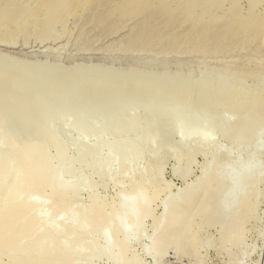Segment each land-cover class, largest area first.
Returning <instances> with one entry per match:
<instances>
[{"label": "rangeland", "instance_id": "obj_1", "mask_svg": "<svg viewBox=\"0 0 264 264\" xmlns=\"http://www.w3.org/2000/svg\"><path fill=\"white\" fill-rule=\"evenodd\" d=\"M2 1L3 0H0V2ZM237 2L239 6H243L241 7L243 10H246L244 8L248 7V0H237ZM228 4L229 3L225 2L224 6H227ZM109 5L111 4L106 3L99 5V7L101 6L100 8L96 6L98 9L93 5L92 7L94 8H91L92 10L88 9V11L81 12L77 10L75 12V10L71 8L74 11V14L69 16L67 15L68 17L63 20L64 30L62 27L61 30L59 28L61 37L57 39V41L48 40L50 44L46 41V43H40L38 41L39 39L34 37L35 35H33L32 32L26 31L27 36L19 38L18 41H21L17 43L16 49L3 51V53H10L15 60L20 62H35L38 64L53 66V69L50 67L52 69V75H57V73L53 74V72L56 71L55 69L64 68L65 70H57V72L59 71L57 76H61V78H57V82L60 81L59 78L62 81H60L61 84L56 82L55 86L57 87L55 88H59L60 90L53 94H55L58 99H62L68 86L71 88L74 85L70 82H81V80H78L76 75L78 73L73 71L74 69L71 68L77 67V70L79 67L86 70L107 71L112 75L110 77V81L108 82V86L106 85V88L110 89L106 91V88H104L105 90L103 91L105 93H102L104 97H102L101 94L98 99H93L90 95L92 93H87L88 89H84L86 90V92L83 91L84 93L81 91L82 88H90V90L93 89V86L91 87L89 84H85L88 86L81 84L83 86L80 90L81 93L80 91L76 92L80 93L81 99H79L80 97L77 98L78 101L75 100L77 102L72 101L73 99L71 100V97H75V89L74 93L72 90L79 85L75 84L76 86H73L71 90L68 89L70 90L69 93L73 95L71 96L67 92L68 95H66V93L64 97H66L65 102H68L67 100L69 98L72 101L71 102L69 100L71 104L70 102L63 104V100L65 98L61 100L62 102L59 101L61 104L54 103L52 101L58 100H56L55 96H51L52 93L49 95V99H47V108L50 112L46 118L50 117V119H46L48 122L44 123V125L46 124L45 127H43L44 125L42 127L44 132H47L48 129V132L52 133L54 136L57 133V136H53L52 138H56L55 140H58V142H52L54 141V139L51 138L52 134H48V132L46 134L43 132V135L40 134V137L45 138V136L50 135L49 138H51H42L43 147L52 143V145L50 144L52 148H49L51 146L48 145V148L45 147L42 149L40 147L41 149L39 148V151L43 150L44 152L45 149L46 151L50 149V155H54L55 151V156L58 153L63 154L61 156L65 157L64 160H62V158L58 159L59 154L56 159V161L59 160L58 163L60 165L62 164L59 168L56 167L58 168L57 173L60 172L59 169L63 168L62 166H66L65 172L70 170V173L69 171L68 174L61 172L64 175H60V173L58 177L62 176L61 178H64L65 180L67 179L66 182L69 183H67V187L69 185L73 186L71 185L73 183L80 186L81 189L79 190L78 187L76 190L75 188L73 189V187H71L72 189L70 188V190H68L69 188L65 189L64 191H68L64 192L66 194V196H64L57 188L52 190L53 188L50 187L51 190H49V186H47L48 189L43 186L46 189L45 190L43 188L42 191L45 190L43 194L46 196L49 195V198H46L48 200L46 201V199H44L43 201L47 202L46 206H43L40 205V203H43L40 201H42L41 196H44L43 198H45V195L42 194L40 196L36 194L37 197L32 195L33 192L36 193L37 191L41 194L42 191L39 189L42 187L38 190L30 187L32 192L29 191L30 188H26L29 189V193L24 191L23 193L25 195L22 194L24 195L23 199L28 201L29 197L31 198L30 195H32L35 200L37 199L35 202L36 205L39 203L37 207L43 206L45 208L48 206L47 210L46 208L45 210H42V207L41 209L36 207L35 210L39 209L38 211H41L40 214L36 213L38 211H33L34 208L25 206V210H30L27 215L31 216H28V219H26L27 216L21 214L24 212L23 210L20 214L26 218L18 216L21 219L17 218L15 221H22L19 224H16L17 227L14 225L16 227L14 228L17 230L13 229L12 231L14 232L10 231L11 233H9H14L13 235H16L15 232L19 231L18 226H20V228L21 226L23 227V224L31 218L33 223L35 221V225H37L36 223L38 221V223H40L38 225L45 228L42 230L44 231L48 229V232L50 229L49 226H53L51 229H55L54 227L56 226L54 225H57V227L61 226L59 228H63L62 226H64V224L67 225L65 226L66 229L64 228L66 231L63 230L64 233H58L56 237L55 235L49 236V239L46 238L48 241L47 243H45V240L43 241L44 238L42 239L38 237L40 236L39 234L44 233L40 232L42 230H40V233L36 235L37 238L42 241L36 239V237L34 238L33 236L35 240H32L31 238L29 239L31 242L33 241V243H27L30 246L35 245L34 242L37 241L35 245L36 247H38L37 244L40 241V245L50 244L49 246H44V248L39 245L38 248H40V250L49 249L51 245L53 247L56 244L55 248H50V250L54 249V251H52L54 254L48 251V249L46 251L43 250L45 252L40 251L42 254L50 252L51 259L49 257V260L52 261V264L53 262L54 264H57V257H63L60 256L63 254L60 250L58 251L61 253H59L60 255H58V252L55 251V249L58 250L62 248L59 246L61 243L64 246L69 243V250L71 248H75V250L71 249L73 250L72 252L70 250L71 254L69 255L75 257L77 263H74L76 264H115V262L118 264H264V111L262 112V109L259 111L258 107V110H256L257 108L254 107L255 109L253 108L251 110H247L244 113V111L239 108L242 110L241 113H239V109H236V111H233L231 108L227 109L228 106L225 105V101H222L223 103H214V105H212V101H209V98L211 97L210 93L207 99V104L200 106L197 103V98L195 97V89L198 83H202V81H205L208 77L218 80V77L223 74H228V77H231V79L229 78V81L223 82V84L226 85H228L227 83L237 81L233 79L240 78L244 80L243 85L247 87L250 86L254 80L256 81L259 79L260 76L261 80L263 78L264 84V71H258L259 74L256 72L255 79L253 77L256 69L260 70L263 68L264 70V42H262L264 41V37H260L259 40H252V42L248 44L244 41L245 45H241L240 43L243 42H239L240 39L237 38L239 39V44L235 41L236 44L228 43L230 44L228 45L226 43L228 46L226 44L219 43L220 45L217 44L216 46L212 45L211 47H207L200 38L192 36V30L196 24L193 21L188 20H184L183 22L180 21L179 16L178 14L176 15V13L174 14L175 18L168 16L167 18L169 21L167 22L166 18V23H164V16L161 14L159 15L158 13V16H156L157 14L155 13L157 11L155 13L152 12L155 16L151 15L152 17H155V19H152L151 17L150 20L146 19L147 17L150 18L147 16L149 14L145 15L142 13L127 17L129 12H126L125 10L116 11L111 14L109 13L111 8H109ZM106 8H109V10L104 11ZM263 8L264 0H260L258 2V10L260 9L259 11H261ZM144 16L147 17L144 18ZM173 19L175 20L173 21ZM221 19L218 20L220 24L221 22L223 23ZM215 25L218 27V22ZM173 26H175V28ZM218 28L220 29V27ZM187 34H190L189 36L192 37L187 36ZM262 36H264V32ZM22 42L27 45V47L23 45ZM19 45L23 47H20ZM259 59H261L262 62L258 63ZM257 63H263V66L261 64L262 67L259 68L260 65ZM70 69L71 72L75 73L76 77L74 79L78 82L72 80L73 78H68L66 79L67 85H65L64 79L70 74ZM67 71H69L68 74H66ZM60 72L62 74L65 73V76L59 75L61 74ZM252 72L253 74H251ZM56 75L53 77L56 78ZM118 75L124 76L128 80H131L132 78V81L136 80L138 85L142 84L139 82L142 81L144 83L146 80H148L146 81V84L149 82L150 85L151 83L153 85L154 80L152 79L157 78L162 79V84L159 83V86H157L158 84L154 83L155 87H157L154 88V86H151L152 90L148 93L149 90L146 89H150L149 84L147 86H144L145 83L142 84L147 88H144L141 85V88H144V90H141L140 85L138 86L136 83L135 85L133 84L134 82L132 83V81H128L126 79L128 83L125 80V83L122 84L121 88H119L120 86H115L116 83L114 82V79H116ZM257 75L260 76L257 78ZM68 77H74L73 73ZM251 77H253V80ZM178 80L184 82V86H182L183 89L185 86L187 87H185L183 92L181 91L182 88L180 89V87L176 86V81ZM112 81L114 83H112ZM150 81L152 82L150 83ZM62 83L63 86L61 87ZM175 86L178 90H180V92L176 90ZM55 88L53 90H55ZM170 88L174 89H172V92H167L168 90L171 91ZM57 89L55 91H57ZM145 90L148 94L142 93ZM212 90H214V88L211 89V92L213 93L214 91ZM59 91L63 92L61 96ZM185 91L189 93L187 95H190L193 98L192 101L189 96L188 99H185L187 98ZM192 91L194 92V95H192ZM213 94H215V92ZM78 96L79 94H77L76 97ZM53 98H55V100H53ZM194 98L197 100L195 101L196 103L194 102ZM212 98L213 97H211V100L214 101ZM89 99L93 100L89 101ZM188 102L192 104H189ZM67 107L69 108L67 109ZM258 111L261 113H258ZM258 114H260L261 117ZM87 120H91L92 123L86 122ZM87 123L92 126H87ZM133 124L134 126H132ZM85 125L87 128H83ZM180 125L184 126L183 129ZM42 127L40 130H42ZM51 129L54 132H50ZM85 129L87 130L84 131ZM90 130L91 132H89ZM201 131L204 133L202 134ZM83 132L85 134H88L87 132H89L90 136L87 137V135H83ZM59 133L60 135H58ZM189 133H192L193 135L191 134L189 136ZM47 139L49 140L48 142L46 141ZM123 146H127L129 151H127V147L125 148V151H123ZM61 147L66 148L65 151L68 150V152H66L67 156L64 155L66 154L65 151L63 153L58 152V150H63ZM5 148V144H3L1 147L3 154L6 153L4 152ZM93 148L96 150L95 152ZM83 149H86V151H90L92 149V154L83 153ZM118 149L122 152L120 153ZM116 150L117 152H115ZM47 152H44L46 153L45 156H48L49 153L47 154ZM80 152L82 153L81 156L79 155ZM117 153H119V156L120 154L122 155L121 158L117 157ZM83 154L85 157L82 156ZM85 154L90 156L88 157ZM114 154L117 158H115ZM75 155H78L79 157L76 158V160ZM4 156L2 161L12 160L9 155L8 158H6L7 156ZM80 157H84L85 159H81ZM70 158H74L73 161L80 159L85 163L81 161V164L78 162V164H80L78 165L75 161H69L71 164L74 163L70 166V163L67 162V160H71ZM49 159L52 160L51 164L54 166L58 165L52 157H49ZM13 161L16 164H13V167H17V169L19 168L20 170L22 166L19 164L21 163L18 164V161L16 160ZM61 161L64 162L61 163ZM49 163L50 162H48V164ZM17 165H19V167ZM107 165H109V167ZM102 166L106 167V169ZM67 167H69V169H67ZM98 167L103 169L102 171H105L101 173ZM51 168H54L55 170H51L49 172L55 173L56 168ZM14 169L12 168V170ZM17 169L14 171L16 172ZM19 170H17L18 174L20 172ZM71 170H75V172L72 174ZM206 170L211 172V174H208ZM78 171L83 172L82 174L81 172L78 174ZM214 172L218 176V178H216L217 180H209L210 183L206 182V184H204L203 181L205 180H202V178H208V176L212 175ZM9 173L8 177H10V179L7 178V180L12 183L14 173ZM54 173H51L52 176ZM65 175H68L66 176L67 178H65ZM69 177L72 180H70ZM78 178H80V180H82L81 178H84L83 182L79 181ZM85 179L86 181H84ZM199 180L202 181V185L201 183L198 184L200 182ZM8 181L4 182L2 187H0V190L3 189L0 192L4 193L3 197H0V199H4V196L10 192L7 187L10 188L12 184ZM80 183L85 185H81ZM195 183H197V186L199 185L198 187H195L196 192H194L195 197H193L195 202L186 205L183 208L181 215L179 214L180 216L177 217L175 224L164 230V225L166 223L164 222L166 220L164 198H166V194L168 197L179 191V194L177 193L178 195H176L177 198H179V195H183V191L185 193L184 188L186 185H189V188L194 189L193 186H195ZM140 187H143V189L146 190V194L143 197L132 198L133 191L136 189L138 190ZM77 189L78 192H75ZM56 190L59 192L58 194L62 195L64 198H57L60 195H55L57 193L55 192ZM207 190L210 192L206 195L208 199L210 198L208 201L209 203L210 201H213L214 204H212V208H210L211 211L207 210V212L205 211L206 214L202 212L203 215L201 214L198 216L196 215V212L197 214L199 212L201 213L199 207H201L200 204L203 200L202 197L206 198L204 195ZM72 192L74 194H78L75 195L78 200L74 198L75 196ZM22 195L20 198H22ZM54 196L57 199H64L63 201L65 203L69 202L75 205L65 204L66 207H70L65 208V213H67L65 215V213H62L64 212V208L61 206L64 203L61 205L57 204V206L55 203L58 201H56V198L54 200ZM67 196L70 197L69 199H72L71 202L68 201L69 199ZM72 196L74 197L71 198ZM95 196L99 198H95ZM93 198L97 199L98 202L92 200ZM248 198H250V201L252 199H256L254 200V202L256 201L254 204L255 208H253V213L250 215V219L242 216L247 203L246 200ZM21 200L19 199L20 202H23ZM91 200L96 202V204H90ZM1 201L2 200H0V202ZM103 201L105 205H101V208H104L105 211H103V209H99L100 206H98V203L104 204ZM52 202L55 203L52 204ZM52 205L56 206L53 207ZM80 205L83 206L81 207ZM93 205L97 206L95 207ZM75 206L78 209L75 208ZM91 206L95 208L94 213L92 212L93 209ZM58 207L59 209L61 207L62 209L60 210L62 211L56 210ZM96 209L99 210L97 211ZM52 211H55L56 214ZM57 211L61 213L59 214ZM95 212L101 217H98ZM42 213H47L44 214L46 216L49 214V218L47 216V220L45 222L42 218L46 217H41L43 215ZM91 213H93L94 216ZM37 214L41 218V221L47 224L48 227H45L44 224L39 222L40 220H38L39 217ZM103 214H105V216ZM89 216H91V220L88 218ZM92 216L101 219L97 220L98 223L96 221L95 223L92 221ZM106 216L107 218H105ZM251 216H253L252 219ZM63 217L65 218L60 220ZM126 217L130 219L131 225L121 230L120 234L116 237L117 239L114 238V236H116L115 234H118L115 232L117 220H121ZM242 217L243 219H241ZM33 218L36 219L33 220ZM68 218H70V223L68 222ZM74 218H77L76 220L80 221V225H83L82 227L85 228L84 231L81 226L75 227L76 229L80 228L78 230H74V227H71L73 226V223L71 222L76 221ZM102 218L105 219L107 224L105 222L103 223L104 220H102ZM112 218L113 220H110ZM186 219H189L188 224L186 223L187 225L185 224L186 226H184V228L177 233L180 226L187 221ZM244 219H248L249 221L247 220L248 223L244 226L245 230L240 233L238 227L241 228L242 225H238L246 223L243 222ZM63 220L67 221L65 223L62 222L63 224L60 223ZM100 220L101 223L106 225V227L105 225L100 224ZM23 221L25 222L21 225ZM109 222H112L115 225L111 223V226H108L110 225ZM49 223H53V225H50ZM94 224H100V229L98 230V225L96 226ZM90 225L94 227H90ZM112 225L115 226V228L113 227V231V228H111ZM37 227L40 228L39 226H36V228ZM86 227L87 229L88 227L92 229L87 230ZM242 229L243 228H241V230ZM79 230L82 232L79 233ZM90 230L94 231L91 232ZM76 232L79 234H77L78 236H76ZM114 232L115 234L113 235ZM81 233L85 238L79 237L82 235ZM193 233H196V235L194 234V236H196L195 240L193 239ZM62 234L65 235L61 237L60 235ZM44 235H47V233ZM71 235H75V238H73L75 239V242L74 240L73 242H70L72 240H67L72 239ZM59 236L60 238H58ZM162 236H164V238H162ZM10 237H8V239H12ZM50 237L54 238L51 239ZM120 237L121 239L119 240L124 242V247L122 248H118L119 246L117 245L119 241L118 238ZM76 238L79 240L78 242ZM79 238H81V240ZM192 239L194 241H192ZM58 240L60 242L61 240L63 241L60 243ZM22 241V243L28 242V240L25 242L24 240ZM50 241L53 244H51ZM74 244H77L79 249L76 248ZM89 244L90 246H88ZM82 246L83 248H80ZM91 246H93V248ZM104 246H109L110 251L107 253L103 252L102 247ZM85 247L87 249H85ZM38 248L35 250L36 248L33 247L35 252H32L34 251L32 249L30 254L33 256L36 251L38 253ZM89 248H96V251H88L90 250ZM80 251H85L83 253L84 255H82V252L80 253ZM75 252L78 253V256L80 253L82 258L80 259L79 257L76 259L78 256L73 255ZM11 253L12 252L7 254L6 252V255L8 256L1 257L0 263H11L12 261L10 262L9 260L12 259L10 258L15 257L13 258L14 261L18 256H21L17 252H14V254L19 255H13V253L11 255ZM37 253L35 256L38 255ZM42 254H39L36 257L30 256V262L28 261L29 264L31 262L34 264L35 258L37 260V257H41ZM54 255L58 256L54 257ZM32 258L34 261H32ZM52 258H54V261ZM70 258L72 259L73 257Z\"/></svg>", "mask_w": 264, "mask_h": 264}, {"label": "bare ground", "instance_id": "obj_2", "mask_svg": "<svg viewBox=\"0 0 264 264\" xmlns=\"http://www.w3.org/2000/svg\"><path fill=\"white\" fill-rule=\"evenodd\" d=\"M259 1L260 0H248V5H247L248 7L247 8H244L246 10H243L241 8L243 6H241V5L239 6L238 5L237 0H105V1H103V0H3L2 2H0V187H2V185H3L4 182L8 181L7 178L10 179V177H8L9 176L8 174H10L9 172H11V173L13 172L14 173L15 172L14 170L17 169V167H13V164L16 165L13 160L18 161V164L21 163L19 165L22 166L21 167L22 170H21V168H20V170H19V168L17 169V170L20 171V172L18 171L19 174L17 173V170L14 173L13 181L11 180L12 183H10L8 181L10 184H12L10 186L11 190H10L9 187H7L10 192L7 195L4 196V199H2V198L0 199V200H2L0 202V259H1V257L8 256V255H6V252H7V254L10 253V252H12L13 255H19L20 254L21 256H18V257L16 256L18 259L16 258L14 261H13V258H15V257L10 258V259H12V260H9L10 262L12 261L11 263H7L6 262V263H3V264H29V262H30L29 261L30 260V256L31 257H34L35 254L37 253V251H36V253L33 254V256L30 254L31 251H32V249H33V247L36 248L35 250H37V248L39 247V245L41 244V241H42L41 239H38L36 235L39 234L40 232L41 233L44 232V233H42L43 235L42 234H39L40 236H38V237H40L42 239L44 238L43 241L45 240L46 241L45 243H47L48 242L47 239H49L48 238L49 236L55 235V237H56V235L58 233H60V234L61 233H64L63 230H64L65 226H67V225L64 224V226H62L63 228H59L61 226H58L57 227V225H54V226H56V227H54L55 229H51V228H53V226H49L50 227L49 232H48V229L43 231L42 229H45V228L44 227H40V225H38L40 223H38L37 220H36L37 221V223H36L37 225H35L34 224L35 221L33 223L32 218H31L25 224H23L25 221H23L21 223V225L23 224V227L21 226V228H20V226H18L19 231L15 232L16 235H13L14 233L10 234L11 233L10 231H12L13 229L14 230H17V229H15L17 227L16 224H19L22 221L21 220L20 222H16L15 220H17V218L21 217L22 215H25V216H27V218L25 216H22L21 218H24L25 217L26 219H28V216H31V215H27V213H29L30 210L27 211L24 208H26V207L29 206V208H34L33 209V211H34L35 208L39 205V203L36 205L35 202L37 201V199L35 200L34 197H32V195L35 196V197H37V195H40L41 196L44 193V191L46 189H48L47 186H49V190H51L50 187L53 188L52 190H55V188H57L58 191L62 195H64V196H66V194L64 192H67L68 190H70L71 187H73V189L75 188V190H76L77 187H78L79 190L81 189L80 186L75 185L73 183L71 184L73 186H70L69 185L70 187L69 186L67 187V185L69 184L68 182H66L67 179L65 180L64 178H61L62 176L61 177H58V175L61 172L62 173L65 172L66 166H62L65 169L61 168L63 170L59 169L60 172L57 173L59 166H61L62 164L60 165L58 163L59 160L56 161V159L58 157V154H59L58 159L59 158H62V160L65 159V157H62L61 156L63 154H60L58 152H62L63 153L66 148H62L61 147V149H63V150L62 151L58 150V152H57L58 154L56 153L57 154L56 156H55V152L56 151L54 152V155H50V151H49L50 149L47 150L48 152L46 151V149L44 150V152H47V154L49 153L48 156H45L46 153H44L43 150L39 151V148L40 147L42 149H44L45 147L48 148L49 146L52 145V143H50L51 145L50 144H47L45 147H43L44 146L43 145V139L49 138L50 135H47V136H45V138H43V137H40V134L43 135V132H44L43 127L46 126V124L44 125V123H47L48 122V121H46V119L47 120L50 119V117L49 118H46V116L49 115V112H50V111H48V108H47V104H48L47 103L48 102L47 99H49L48 97H49V95L51 93L52 94L55 93V92L57 93L58 90H60L59 88L58 89L55 88V87H57L55 85H56V82H57V78L58 77L61 78V76H57L58 75V72H59V71L57 72V70H59L61 68L55 69L56 71L54 70L55 72H53V74L54 73H57V75L55 74L56 75V78H55V77H53L55 75H52L51 74V72H52L51 70L53 69V66H49V65H46V64H38V63H35V62H20V61L15 60V58L10 53H8V52H4L3 53V51H8V49H16L17 43L21 41V40L18 41L19 38H21L22 36H24V37L27 36L26 31L32 32V34L35 35L34 37H36L37 39H39L38 41L40 43H42V42L43 43H46V42H48V40H52V41L56 40L57 41V39H59L61 37V35H60L61 34V32H60L61 27L64 30L63 20H65V18H67L69 15L74 14V11L73 10H75V12H76V10L79 11V12H81V11H88V9L90 10L91 8L92 9L94 8V7H92L93 5L95 7L96 6L99 7V5H103V4H106V3H110L111 5H109V8L110 7L111 8H110V10H109V8L108 9L106 8V10H104V11H108L109 10V13L112 14L113 12H116V11L125 10L126 12H129V15H127V17L142 13V14H145V15L146 14H149L147 16H149L150 18H148L147 16H146L147 18L145 16H144V18L151 20L152 15H154V14H152V12L155 13L157 11L155 14L158 13L159 15L161 14L162 16H164V18H165L164 19V23H166V18L168 16L171 17V18L172 17L175 18L174 14L176 13V15L178 14V16H179L180 21L183 22L184 20H188V21H193L196 24L194 26V29L192 30V36L193 37L200 38L202 40V42L205 43V46H207V47L208 46L211 47L212 45L213 46H216L219 43H221V44H226V43L227 44L228 43H230V44H232V43L236 44L235 41L238 42L239 39H240L239 42H241V41L243 42V43H240V44L241 45H245L244 44L245 42L248 44V43L252 42V40H257V39L259 40L260 37H262V38L264 37V36H262L263 35V32H264V8L261 11H259L260 9L258 10V2ZM225 2H227L229 4L227 6H224V3ZM73 7H75V8H73ZM98 7H96V8L98 9ZM158 14L156 16H158ZM162 16H161V18L163 19ZM180 16H181V18H180ZM156 18H158V17H156ZM182 18H183V20H182ZM152 19H155V17H152ZM220 19H221V21H223V23L221 22V24L218 21ZM174 20L175 19H173V21ZM168 21H169V19L167 18V22ZM217 22L219 24L218 27H220V29L217 27V25H215V24H217ZM173 27L175 28V26H173ZM59 28H60V30H59ZM217 28H218V30H217ZM189 35L190 34H187V36H189ZM192 36H189V37H192ZM237 38H239V39H237ZM24 40H25V38H24ZM24 40H22V41H24ZM231 41H233V42H231ZM239 42H238V44H239ZM262 42H264V41H262ZM22 44L25 45L23 42H22ZM230 44H228V45H230ZM25 46L27 47V45H25ZM20 47H23V46H20ZM256 61H255V63H256ZM259 62H262L261 59L258 60V63ZM261 64L263 66V63H261ZM261 64H258V65H260L259 68L262 67ZM50 67H52V69ZM76 68L77 67H74V68H71V69H74L73 71H76V73H78L76 75L78 77V80H81V82L80 83L70 82L71 84H74L73 86H76L75 84L79 85L76 88H73V90H72L73 93H74V89H75V93L76 92H79L81 90V88L83 87L81 84H84V85L85 84H89V86L90 85H91V87L93 86V89L90 90V88H82L81 91L82 92L83 91L86 92V90H84V89H88L87 90L88 91L87 93L88 94L89 93H92V94H90L91 97L93 99L94 98L95 99H98V97H100V95L104 92L103 90H105L104 88H106V85L108 86V84H109L108 82L110 81V77L112 76L111 73L110 72H107V71L105 72V71H96V70H86V69L79 68V67L76 70ZM254 68H256V67H254ZM62 69H64V68H62ZM71 69L69 70L70 71V74L68 76H71L72 73H73V76L74 77H68V76H66V78L64 79L65 81L63 80L65 82L64 83L65 85H67L66 84V81H67L66 79L73 78L72 80H75L74 79L76 77L75 76V73L74 72H71ZM69 71H67L66 74H68ZM258 71L263 72L264 70H263V68L260 69V70H257L256 69L255 72H254L255 75H253L254 79H255V76H256V72H257V74H259ZM62 72H64V71H62ZM64 74L61 73L59 75H64ZM251 74H253V72ZM263 74H264V72H263ZM263 74H261V75H263ZM258 76H260V75H257V78H258ZM253 77H251L252 80H253ZM60 78H59V80L62 81ZM112 78H114V77H112ZM229 78L231 79L230 76L228 77V74H223L220 77H218V80H216V79H214L212 77H208L205 81H202V83H198V85L196 86V89H195L196 90V93H195L196 96L195 97L198 100L197 103L200 106L206 105L207 102H208L207 99H208L209 93H210L211 97H213L212 99H214V101H213V100H211V97L209 98L210 99L209 101L210 102L212 101V103H213V104L211 103L212 105H214V103H223L222 101H225V105L228 106V107L226 106L227 109L231 108L233 111L234 110L236 111V109L241 108L244 111V113H245V111L251 110L254 107L255 108L258 107L259 108V111H260V109H262V112L264 111V84H263V78H262V80L260 79L261 76L256 81L254 80V82L250 86H247V87L243 85L244 84V80H242L240 78L233 79V80H237V81H234L232 83H227L228 85L223 84V82L229 81L230 80ZM126 79H127L126 77L121 76V75H118L117 78L114 79V82L116 83L115 86H120L119 88H121L122 84L125 83V80ZM127 80H126V82H127ZM152 80H154V83L155 84H158L157 86H159V83H161V81H162V79H159V78L152 79ZM60 81L57 82V83L58 84H61ZM128 81H132V78H131V80H128ZM146 81H148V80H146ZM146 81H144L145 84L142 81L139 82V83H142V84H144V86L145 85L147 86L149 84V82H147V84H146ZM76 82H78V81H76ZM114 82L112 81V83H114ZM151 82L152 81H150V83ZM132 83L133 84L136 83L138 85V82H136V80L135 81H132ZM154 83H153V85H152V83H151V85L149 84L150 85L149 86L150 89L149 88L146 89V90H149L148 93L150 92V90H152L151 89V86H154V88L157 87V86L155 87V84ZM129 84H131V83H129ZM129 84H127V85H129ZM172 84H174V83H172ZM176 84H177L176 86L180 87V89L182 88L181 91L183 92V90L186 87L185 86L184 89L182 87V86H184V82H182L181 80H178V81H176ZM68 85H70V84H68ZM141 85H140V88H141ZM62 86H63V83H62L61 87ZM85 86H88V85H85ZM112 86H110V87H112ZM72 87L69 88V86H68L67 89H66L67 90L66 93L67 92L69 93L70 90L72 89ZM54 88H55V90L57 89V91L53 90ZM144 88H147V87H144ZM144 88L143 89L141 88V90H144ZM154 88H153V90H154ZM212 88H214V90H212V91H214L215 94H213L214 92L213 93L211 92V89ZM68 89H70V90H68ZM108 89H110V88H106V91ZM172 89H174V88H172ZM172 89H171V91H169L167 89L168 90L167 92H172ZM176 90H178L177 87H176ZM189 90H191V89H189ZM227 90H228V92H227ZM62 91H65V90H62ZM81 91H80V93H81ZM135 91H132V92H135ZM145 91L142 92V93L148 94L147 91L146 92ZM173 91H175V90H173ZM178 91L180 92V90H178ZM192 92H191V94H192ZM59 93H61L60 94V96H61L63 92L59 91ZM66 93L64 92V95ZM68 93L66 95H68ZM80 93H76L75 97L72 96L73 94H70L69 93L72 97L71 96H67V97H71V100L73 99L72 101L77 102L78 101L77 98L80 97L79 99H81ZM52 94H51V96H55V98H56V95L55 94L52 95ZM77 94H79L78 97H76ZM103 94H102V97H104ZM146 94H145V96H146ZM164 94H166V93H164ZM185 94L187 95L189 93L185 91ZM64 95H63L62 99L56 98V100H58V101H52V102L59 104L60 103L59 101H61V100H63V98H65L63 100L64 101L63 104L69 103L71 100L68 98V100H67L68 102H65L66 97H64ZM192 95H194V92H193ZM212 95H214V96H212ZM139 96H140V94H139ZM188 96L191 97L190 95H187L186 96L187 98H185V99H188L189 98ZM183 97H184V95H183ZM222 97L224 98V100H223ZM55 98H53V100H55ZM140 98H142V97H140ZM75 100H77V101H75ZM92 100L89 99V101H92ZM192 100H193V98L191 97V101ZM197 100H195V98H194V102L197 101ZM71 102H70V104H71ZM188 103H186V104H188ZM189 104H192V103H189ZM69 105H67V106H69ZM226 107H222V108H226ZM68 108L69 107H67V109ZM258 108L256 110H258ZM242 110H240L239 113H241ZM259 111H258V113H261ZM263 114H264V112H263ZM258 115H260V114H258ZM260 117H261V115H260ZM91 120H87L86 122L92 123ZM180 121H182V120H180ZM80 123H78V124H80ZM89 125L92 126L91 124H88L87 123V126H89ZM78 126H76V127H78ZM87 126L85 125L83 128H85V127L87 128ZM132 126H134V124ZM41 127H42V130H40ZM71 127H73V126H71ZM180 127H182V129H183L184 126H181L180 125ZM185 128H186V126H185ZM88 129H90V128H88ZM86 130L87 129H85L84 131H86ZM190 130H192V129H190ZM190 130H189V132H190ZM38 132H39V134H38ZM47 132H48V129H47ZM47 132H44V133L47 134ZM50 132H54V131L51 129ZM77 132H79V131H77ZM89 132H91V130ZM89 132H87L88 134H85L83 132L84 133L83 135H87V137H88V136H90L89 135ZM201 132H202V134L204 133L203 131H201ZM201 132H200V134H201ZM62 133L65 134L64 132H62ZM62 133H61V136H62ZM125 133H127V132H125ZM48 134H52V133H49L48 132ZM56 134H55V136H57ZM80 134H82V133H80ZM191 134L192 133H189L188 135L190 136ZM197 134H199V133H197ZM58 135H60V133ZM188 135H186V136H188ZM204 135H206V134H204ZM53 136L54 135L52 134L51 138ZM91 137H92V135H91ZM51 138H49V139H51ZM52 139H54V141H52V142H55V143L58 142V140H55L56 138H52ZM46 141L48 142L49 140L47 139ZM55 143H53V144H55ZM3 144H5V146L7 148V149L5 148V151L4 152H6L9 155V157H11L12 160H6V161L3 160L2 161V158H3L4 155H5L4 157L7 156L6 158H8V155L6 153L3 154L2 151H1V147H2ZM54 147H55V145H54ZM126 147L123 148V151H125V148ZM49 148H52V146L49 147ZM120 149H122V148H120ZM126 149H127V151H129L128 150L129 149L128 147ZM91 150L90 151L87 150V151H89V152H87L86 149H83V153L92 154V151ZM78 151H80V150H78ZM95 151L96 150L94 149V152ZM66 152H68V150L65 151V153ZM115 152H117V150ZM115 152H113V153H115ZM121 152L122 151H120V153ZM77 154H79V153H77ZM81 154L82 153L80 152L79 155L81 156ZM118 154L119 153H117L116 155H118ZM64 155L67 156V153L64 154ZM116 155H115V158H117V157L118 158L119 157L121 158V156H122L120 154V156L118 155L116 157ZM82 156H84V154ZM86 156L89 157L90 155H86ZM49 157H52L53 160L56 161L58 165L54 166L53 164H51L52 163V160H50ZM68 157H69V155H68ZM84 157H80V158L82 159ZM95 157H98V156H95ZM76 158H79L78 155L75 157V160H76ZM66 159H69V158H66ZM73 159L67 160V162L73 161ZM47 160H48V162H50L49 164H48ZM81 161L83 162V160H80L79 159V160H77L75 162L77 164H78V162L81 164ZM63 162L64 161H61V163H63ZM83 163H85V162H83ZM107 163H109V162H107ZM211 163H213V162H211ZM73 164L70 163L69 165L72 166ZM80 164H78V165H80ZM19 165H17V166L19 167ZM69 165H67V166H69ZM109 165H107V166L109 167ZM51 167H55V168L58 167V168H56L55 173L54 172H49L51 170H55L54 168L52 169ZM69 167H67V169H69ZM102 167H104V166H102ZM12 168L13 169L15 168V169L12 170ZM104 168L106 169V167H104ZM80 169H81V167H80ZM80 169H78V170H80ZM99 169H100V172L101 173H103L105 171V170L102 171L103 169H101V168H99ZM75 170H77V169H75ZM75 170L74 171L71 170L72 174H73V172H75ZM68 171L70 173V170H67V172H65L64 174H68ZM206 171H204V172H206ZM79 172H81V174H82L83 171H78V174H79ZM204 172H203V174H204ZM207 172H208V174H211V172H209V171H207ZM51 173H54L53 176H52ZM62 173L60 175H64ZM98 173H99V171H98ZM55 174H57V175H55ZM99 175H101V174H99ZM66 176H68V175H65V178H67ZM82 177H84V176H82ZM204 178H207V177H204ZM204 178H202V180H205L203 182H204V184H206V182L210 183V181H212L214 179L217 180L216 178H218V176L214 172V173H212V175L208 176L207 179H204ZM81 179L82 180H80V178H78L79 181L83 182V179L84 178H81ZM86 179L84 181H86ZM70 180H72V179L70 178ZM200 183H201V185L203 184L202 181H200L198 184H200ZM5 184H7V183H5ZM196 184L197 183H195V186H193L194 189L193 188H189L188 187L189 185H186V187L184 188L185 193L183 191V195H179V198H177V196H176V195L179 194V191L175 192L173 195L168 196V197H167V194H166V196H165L166 198H164L165 199L164 206H165V212H166V215H165L166 216V220L164 219L165 220L164 222H166L165 225H164V230L167 229V228H169L173 224H175V222L177 220V217L181 215V212H182L183 208L186 205H189L190 203L192 204V202H195L194 199H193V197H195V195H194L195 193L194 192H196V190H195L196 189L195 187L197 186ZM83 185H85V184H83ZM7 186H9V185H7ZM43 186L46 187V189ZM30 187H32V188H34L36 190H38L40 187H42L39 190L42 191L43 188L45 190L42 191L41 194L38 191H37L38 193L37 192L36 193L33 192L32 195H30L31 198L29 197V200L27 201V200L23 199L24 198L23 196L25 195L23 192L24 191L25 192H28L29 189H26V188H30ZM65 189H68V190L67 191H64ZM78 189L75 192H78ZM1 190H3V189H1ZM31 190L32 189L30 188L29 191L32 192ZM6 191H7V189H6ZM58 191L57 190L55 191V192H57L55 194L56 196L60 195V194H58L59 193ZM208 192H209V190H207L206 191V194L204 195L206 198H203L202 197L203 200L201 201V204L199 203L201 207H199V206L198 207H199V210H201V213L199 212L197 214V212H196V215H198V216H200L202 214V212L204 214H206L205 211L207 212V210H210L211 211L210 208H212V204H214L213 201H210V203H209L208 200L210 198L208 199V197L206 196ZM5 193H7V192H5ZM48 193H49V191H48ZM0 194H1L0 197H3V194L4 193L3 192L2 193L0 192ZM22 194H24V195H22ZM71 194H69V195H71ZM145 194H146V190L143 189V187L142 188L140 187V188H138V190L136 189L135 191H133L132 198L143 197ZM196 194H198V193H196ZM21 195H22V198H20ZM43 195H45V194H43ZM62 195H60L57 198H64ZM75 195H78V194H74V196ZM252 195H251V197H252ZM48 196L45 195V198H43L44 196H41V200L42 201H40V202H43L44 199L49 198ZM74 196H72L71 198H73ZM55 198L56 197L54 196V200H55ZM69 198L70 197H68V199ZM74 198L76 199V196ZM95 198H99V197H96L95 196ZM240 198H242V197H240ZM245 198H247V197H245ZM19 199L20 200L23 199V200H21L23 202H20ZM47 200L48 199H46V201ZM54 200H51V201H54ZM63 200L64 199H57L56 201H58V202L60 201V202L59 203L58 202L57 203L54 202V203L56 205L57 204H60L61 205L62 203H64L61 206H63L62 208H64V210H63L64 212H62V213H65L66 212L65 208H70L68 206L66 207L65 204H73V203H69V202H67V200H66L67 203H65ZM71 200L72 199H69L68 201L71 202ZM76 200H78V199H76ZM92 200H95L96 202H98L97 199H94L93 198ZM92 200H91V203L90 204H92V203L93 204H96V202H94ZM247 200H249V201H247ZM247 200H246L247 203H246V206H245V209H244V213H242V216H244V218H247L248 217L250 219V215H252V213H253L252 212L253 211V208H255V205L254 204H255L256 201L254 202V200H256V199H254V200L252 199L253 201L252 200L250 201V198H248ZM49 201H50V199H49ZM61 201H63V202H61ZM24 202H26V203H24ZM77 202H79V201H77ZM22 203H24V204H22ZM46 203L47 202H43L42 204L40 203V205L46 206ZM54 203L52 202V204H54ZM101 203H98V206H100L99 209H101V210L103 209V211H105L104 208H101V205H105L104 201H103L104 204H101ZM56 205H52V206L54 207ZM73 205H75V204H73ZM43 206H41L43 208L42 210H45V208L47 210V207L48 206L45 207V208ZM93 206L96 207L97 205H93ZM93 206H91V207L93 209L92 212L94 213L95 208ZM41 207H37V208H40L41 209ZM91 207H89V208H91ZM55 208H57V207H55ZM62 208L60 207V209H62ZM75 208H77V207L75 206ZM142 208H144V207H142ZM60 209L58 207V209H56V210L62 211ZM23 210H24V212H22ZM38 210H35V211H38ZM33 211H32V213H33ZM55 211L54 212L52 211V212L54 214H56ZM50 212H47V213H50ZM89 212H87V213H89ZM36 213H40L41 214V211L40 212L38 211ZM36 213H34V214H36ZM47 213H42L43 215L41 217H43V216L46 217V218H44V217L42 218V220L44 222L47 220V216L49 218V214L47 216L44 215V214H47ZM93 213H91V214L93 215ZM102 213H105V212H102ZM106 213H107V211H106ZM66 214L67 213H65V215ZM95 214L98 216V214L96 212H95ZM103 215L105 216V214H103ZM37 216L39 217L38 214H37ZM104 216H102V217H104ZM107 216L105 218H107ZM90 217L91 216H89L88 218L91 220ZM98 217H93L92 221L93 222H95V221L97 222V220L101 219V218H98ZM111 217H108V218H111ZM252 217L253 216H251V219H252ZM21 218H19V219H21ZM36 218H33V220H35ZM64 218L65 217L61 218L60 220H62ZM241 219H243V217ZM38 220H40L39 222H41V224H44L45 227H48L47 224H45L43 221H41V218L40 217H39ZM69 220H70V218H68V222H69ZM102 220H104L103 223L104 222L106 223V221H105L104 218H102ZM110 220H113V218L110 219ZM186 220L187 221H185L180 226V229L178 230L177 233H179L180 230H182V228H184V226H186L188 224L189 219H186ZM247 220L244 219L243 222H246V223H243L242 222L243 224L238 225V226H241L242 225L241 228H243L241 230V228L238 227L240 233L243 232V230H245V227L244 226H245V224L247 225V223L249 221V220L248 221ZM66 221L67 220H63L60 223H62V222L65 223ZM71 221H72V219H71ZM71 223H73L72 224L73 226H71V227H74V230L76 229L75 227H80L81 226L82 230L84 231L85 228L82 227L83 225H80V221L76 220V221H73ZM103 223H101V220H100V224H103ZM111 223L108 226H111ZM49 224L50 225H53V223L52 224L49 223ZM14 225H16V227ZM44 225H42V226H44ZM68 225H70V224H68ZM94 225L97 226L98 224H94ZM99 225L97 226L98 227V230L100 229L99 228L100 227ZM103 225H105V224H103ZM113 225H115V224H113ZM113 225H112L111 228H113V227L115 228V226H113ZM130 225H131V221H130V219L128 217L123 218L121 220H117V222H116V231L115 232H117L118 234H115V232H114L113 235L114 234L116 235V236H114V238H116L117 235L120 234L121 230H123L124 228H126V227H128ZM36 226H39L41 229L38 228V227L36 228ZM90 227H94V226H91L90 225ZM90 227H88V229H92ZM105 227H106V225H105ZM57 228H59V229H57ZM68 228H69V226H68ZM114 228L112 229V231L114 230ZM78 229H80V228H77L76 230H78ZM86 229H87V227H86ZM95 229H97V228H95ZM40 230H42V231H40ZM45 231H47V232H45ZM64 231H66V230H64ZM93 231H91V232H93ZM12 232H14V231H12ZM78 232L80 233L82 231L79 230ZM87 232H89V231H87ZM239 232H237V233L240 234ZM46 233H47V235H44ZM75 234H76V236L79 235L77 232ZM194 234L196 235V233H193V239L195 240L196 239L195 238L196 236H194ZM64 235L65 234H62L60 236L62 237ZM87 235H88V233H87ZM10 236H12V237H10ZM33 236H34V238L36 237V239L41 240L37 244L38 247L35 246L36 243H37V241L34 242L35 245H30L29 246L27 244V243H29V244L33 243V241L31 242V240H29L30 238L33 240L34 239ZM60 236L58 238H60ZM71 236H72V239H67V240H72L70 242H73V240H74V242H75V239H73V238H75L74 237L75 235H71ZM8 237H10L12 239H8ZM79 237H83V234L80 235ZM50 238L52 239L54 237H50ZM69 238H70V236H69ZM83 238H85V237H83ZM162 238H164V236H162ZM25 239L28 240V242H25L26 241ZM79 239L81 240V238H79ZM116 239H115V241H116ZM119 239H121V237L118 238V240ZM193 239H192V241H194ZM22 240H24L25 243H22L23 242ZM76 240H77V242L79 241L77 238H76ZM55 241H57V240H55ZM62 241L63 240H61V242ZM64 242H65V239H64ZM55 243H57V242H55ZM51 244H53V243L51 242ZM68 244L69 243L65 244V246H64L61 243L59 246L62 247V248H60V249L57 248L58 250L55 249V251L58 252L60 250V252L63 253L62 255H60L61 253L58 252V255L63 256V257H60V258L57 257L58 255L57 256L54 255V257H57V259H58V260L55 259V260H57V264H76L77 263L76 262L77 260H75V257L72 256V255L71 256L69 255V254H71L70 253V250L71 249L75 250V248H71L69 250V248H68L69 245ZM49 245L50 244H47V245L46 244L45 245L42 244L40 246H43V248H44V246L46 247V246H49ZM55 245L53 247L51 245L50 248L51 247L52 248H55ZM71 245H72V243H71ZM117 245L119 246V247L117 246L118 248H122V247H124V242L122 240H119L118 243H117ZM6 246H7L8 249L6 248ZM74 246H76V248H78V245L77 244H74ZM74 246H72V247H74ZM88 246H90V244ZM88 246H87V248H88ZM93 246H91V247L93 248ZM50 248L49 249L47 248L48 251H50V252L54 251V249L53 250L52 249L50 250ZM80 248H83V246L80 247ZM87 248L85 247V249H87ZM109 248H110L109 246H104V247H102V250H103V252L107 253L108 251H110ZM38 249H39L38 250V253H37L38 255L39 254H42V253H40V251H43V250L46 251L47 250V249L40 250V248H38ZM78 249H76V250H78ZM89 249L90 250H88V251H91V250H95L96 248L95 249L89 248ZM35 250L32 251V252H35ZM68 250H69V252H68ZM73 250H71V252ZM80 250H82V249H80ZM45 251H43V252H45ZM14 252H17L19 254H14ZM50 252H46V254L43 253L44 255L42 254L41 257H37L38 258L37 260L35 258L34 264H52L51 263L52 261L49 260V257L51 256L50 255ZM81 252L82 251H80V253ZM84 252L85 251H83L81 254L84 255L83 254ZM91 252H93V251H91ZM12 253H11V255H12ZM80 253H79V256L77 255L78 254L77 252H75L73 255H75V256L77 255L78 256L76 259H78L79 257L81 259L82 258V255L80 256ZM2 254H5V255H2ZM53 254H52V256H53ZM67 254H68V256L73 257V258L71 259L70 257L67 256ZM11 255H9V256H11ZM38 255H36V256H38ZM50 259H51V257H50ZM73 259H74V261H73ZM52 260L54 261V258H52ZM32 261H34L33 258H32ZM74 262H76V263H74ZM55 263H56V261H55ZM30 264H33V263L31 262ZM53 264H54V262H53ZM115 264H118V263L115 262Z\"/></svg>", "mask_w": 264, "mask_h": 264}]
</instances>
